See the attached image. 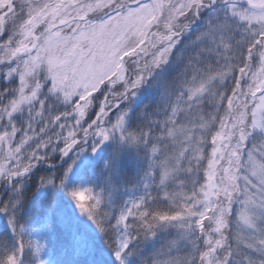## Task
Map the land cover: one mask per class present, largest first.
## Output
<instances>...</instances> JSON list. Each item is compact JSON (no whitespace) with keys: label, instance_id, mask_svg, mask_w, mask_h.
<instances>
[{"label":"snow or ice","instance_id":"snow-or-ice-1","mask_svg":"<svg viewBox=\"0 0 264 264\" xmlns=\"http://www.w3.org/2000/svg\"><path fill=\"white\" fill-rule=\"evenodd\" d=\"M136 3L133 9L121 0L83 5L79 0H0V37L26 15L0 44V79L7 85L0 90V216L8 225V236L0 235V264H50L44 259L51 243L47 228L46 243L31 238L22 222L23 197L37 168L55 167L41 149L61 142L63 147L50 150L59 151L61 165L67 167L59 176L40 177L37 192L42 198L49 190L65 197L77 217L90 221L100 233L114 234L108 264H135L134 241L140 233L155 239L159 230L168 227L180 229L192 241L194 251L184 264H237V259L240 264H264V0ZM90 12L104 14L89 20ZM189 13L204 23L206 31L197 41L206 46L173 80V91H165L160 104L163 121L150 120L133 130L134 110L121 105L138 100L137 90L165 71L172 50L184 32L192 30L191 20L180 22ZM61 25L71 28V33ZM148 48L156 49L150 64L134 78L126 77L125 57L147 53ZM205 52L210 59L215 54L218 67L200 59ZM256 58L258 68L253 72ZM237 72L240 80L229 94L224 82ZM245 76L251 80L246 92L241 89ZM120 81L123 92L101 93L103 100L95 105L98 112L85 126L87 110L98 99L95 94L106 82L114 88ZM208 103L214 114L206 117L203 109ZM225 104L226 108L220 107ZM113 114L115 122L110 119ZM69 117L75 127L68 128L67 136L55 133V140L53 135L41 138L40 133L54 127L63 132ZM154 129L159 130L155 137ZM168 138L180 145L174 154L164 151ZM208 144L213 147L207 179L197 190L200 161ZM141 152L148 169L141 178L145 193L121 205L118 216H109L106 209L111 211L115 202L111 180L119 178L130 160L139 161ZM181 173L192 177L190 194L183 191L187 185ZM100 177H107L103 187ZM157 177L163 199L171 202L167 209L150 203L156 198L149 187ZM174 182L179 191L169 193ZM237 204L239 211L234 213ZM233 215L237 230L248 234L245 247L257 257L245 253L241 258V251L229 243Z\"/></svg>","mask_w":264,"mask_h":264},{"label":"trees","instance_id":"trees-1","mask_svg":"<svg viewBox=\"0 0 264 264\" xmlns=\"http://www.w3.org/2000/svg\"><path fill=\"white\" fill-rule=\"evenodd\" d=\"M175 1V0H173ZM53 2H57V0H53ZM95 0H85L83 3L89 4L94 3ZM126 4L136 2V0H124ZM65 3H71V0H65ZM72 12V9H69ZM108 9H105L104 12H107ZM98 13L103 12H90L88 13L89 17L97 16ZM73 15L75 13L73 12ZM24 14H22L16 21V25L9 26L7 28L6 35L4 37H0V44L4 43L7 38H9L12 34L13 27L18 26V22L24 18ZM192 17V14L189 13L185 19ZM206 19V17H205ZM69 20H71V16H69ZM192 21L195 18H191ZM189 20V21H190ZM79 20H77L78 22ZM188 21V23H189ZM81 22V21H79ZM182 22V20H181ZM193 24V23H192ZM60 27L67 28L63 25ZM43 28L41 25L40 29ZM163 31V29H161ZM202 31H206L204 23L194 24L192 30L185 31L182 38H180V43L176 46L175 49L172 50L171 56L169 58V63L164 66L165 71L161 73L160 77L157 79H153L145 85L144 88L138 89L143 90L141 92V99L135 103L134 101H126L125 104L121 105V108L127 106V104L133 106L134 116L135 119L133 121V130L136 129L137 126H147L149 123V119H139V111L143 107L142 105L148 106L149 111L152 113H163L162 109L160 108L162 97L167 90L168 92H172V82L175 78L180 76V74L185 70V68L189 65L191 58L197 55V52H200L201 48H204L206 45L203 43H199L197 41V37L200 35ZM199 45V46H197ZM163 45H160L162 47ZM156 49L148 48L147 53H141L138 58H129L127 61V76L134 78V74L141 70V68L146 64H150L152 60V53L155 52ZM0 55H3V52H0ZM136 57V56H135ZM143 57V59H141ZM207 57L210 59L209 54L207 52L204 53L200 59ZM137 61V63H133L132 60ZM211 60L213 62L214 67H218L216 64V57L213 53L211 56ZM253 69L252 71L255 72L258 68V58L254 59L253 61ZM154 70V69H153ZM240 80V76L237 73L234 74L233 78L226 80L224 83L227 85V91L230 94L231 90L234 87L235 81ZM251 83V80L248 76H245L243 80H241V89L243 91H247L248 85ZM123 84L122 82L116 85V89L121 87ZM7 87L2 79H0V90ZM13 88L16 87V84L12 85ZM225 89H221L224 91ZM106 93V91H105ZM103 93V94H105ZM103 99V95H101V100ZM99 102V103H100ZM135 103V104H134ZM141 103V104H140ZM247 103L251 104L252 99L249 97ZM221 108H226L225 105H220ZM98 112V107H96L93 112L88 116L85 120V125L89 123L94 117L95 114ZM204 115L207 117L210 114H214V110L211 106V103H208L206 107L203 109ZM220 116L223 115V112L219 113ZM183 117V116H182ZM110 119L115 122V114L110 117ZM218 128V126H215ZM158 133L157 129H154V137ZM78 135H82V132L78 129ZM20 136V133L17 134V137ZM65 136V135H64ZM169 140V139H167ZM63 142L60 144H51L49 145L48 149H41V153L47 152L49 160L48 162H54L59 160L61 153L59 151L53 153L50 149L52 147L61 148L63 147ZM178 146H170L172 149H178ZM213 146L208 144L204 147L205 151V159L200 161V170L201 176L206 175L207 170V156ZM169 154V153H166ZM140 159L139 161L133 162L130 160L126 165L123 172L119 173V178L113 177L111 180L110 188L113 189L112 199L115 201L111 205V211H108L109 216H113L118 214L121 205L123 204V188H130L132 187L139 179L142 177L143 173L146 170V165L143 163L145 159V153L141 152L139 154ZM70 163V161H69ZM225 162L222 161L221 165ZM67 165H57L55 167L49 168L47 165L43 167L37 168L35 174L33 175L32 179L28 182L25 190H24V208L26 211L22 213V222L24 223L26 231L30 232L34 227H36L40 222L43 216L49 211L53 210L54 218H53V227H54V239L52 241V248H53V256L56 261V264H108V261L111 259L109 256V252L111 251L112 239L111 237L114 235L113 233H108L107 235L100 233L95 226L91 227L83 217H77L74 210L70 207L67 199L65 197H57L54 192L48 191L47 200L45 203H42L39 198V193L37 189L39 187V178L40 177H49V176H59ZM100 173V166L96 167V174ZM183 179L190 180L192 179L191 176H185L183 173L180 174ZM200 176V175H199ZM203 178V177H201ZM107 177H100V185L101 187L104 186V181ZM159 177L157 180L156 187L152 190L151 196L155 197V201H150V203L158 208V209H167L171 202L165 201L163 199V190L158 188ZM177 183L174 182L171 184V187L167 189L169 193H173L175 191H179L177 188ZM187 187L183 189L184 192H188L190 194L192 187L186 181ZM197 190L198 187L196 186ZM9 196L12 195L11 192L8 193ZM8 197L4 198V202L6 203ZM66 209L69 211L67 215H61L60 210ZM236 208H234L235 211ZM71 221L69 222V217H71ZM114 222V221H113ZM206 226L207 221L205 222ZM83 225L88 231L89 236V247L85 254L76 255L73 249V230ZM0 235L7 237L8 236V225L7 220L3 216L2 220L0 221ZM229 235V243L234 249H238L241 251V258L247 252L241 245L237 244L234 239L235 235V228L234 226L230 227L228 232ZM135 247L133 251L134 255V262L135 264H184L186 258L190 259L191 254L194 251L192 241L185 239L184 235L182 234L181 230L176 227H168L163 230H159L157 232V236L155 239H152L150 236L148 239L144 238L143 233H140V239L134 241ZM252 256V255H250ZM253 257V256H252ZM257 257V256H256ZM255 258V257H253ZM237 264H240V259H237Z\"/></svg>","mask_w":264,"mask_h":264},{"label":"rangeland","instance_id":"rangeland-1","mask_svg":"<svg viewBox=\"0 0 264 264\" xmlns=\"http://www.w3.org/2000/svg\"><path fill=\"white\" fill-rule=\"evenodd\" d=\"M83 1H85V0H79V5H83V4H86V3H83ZM121 2L122 3H124V4H126V2H124V0H121ZM143 2H145V1H142L141 3H143ZM178 2H180V0H175V1H173V3H178ZM127 5L129 6V7H131V8H133V9H135V8H137L138 7V5L137 4H135V5H133V4H131V3H127ZM108 10H110V9H108ZM113 15H115V13H113ZM98 16H103V14L102 13H98L97 14V16H94V17H89L88 16V19L89 20H94L96 17H98ZM192 17H190V18H187V19H185L184 17H181L180 18V22H181V20H182V22L181 23H188V21L191 19ZM24 19H26V15L24 16V18L23 19H21L19 22H18V25L19 24H21L22 22H23V20ZM78 23H80L81 24V27H83V22L81 21V22H79L78 21ZM37 32H39V30H37ZM65 33H68V34H70L71 33V28H65ZM62 34H64V33H62ZM197 53H199V52H197ZM141 54V53H140ZM139 54V55H140ZM139 56H136V57H134V58H138ZM201 60H203L204 61V63L206 64V63H209V62H211L212 64H213V62H212V60L211 59H209V58H207V57H204V58H202ZM202 67H203V65H201ZM128 67V66H127ZM122 84H123V81H122ZM109 88V84L106 82V84L101 88V92H99V93H96L95 95H96V97L98 98V99H95L94 100V107H92V108H90V109H88L87 110V117H86V119L88 118V116L93 112V110L96 108L95 107V105H98L99 104V102H100V100H101V93H105V91H106V89H108ZM123 90H124V87H123V85L121 86V87H119V88H117L116 89V86L113 88V90H112V93H120V92H123ZM138 92H143V90H137ZM261 95H262V93H260ZM142 96V95H141ZM141 96H140V98L138 99V100H135L134 102L135 103H137L140 99H141ZM110 99H111V96H110ZM257 103L259 102L258 100L256 101ZM134 103V104H135ZM141 104V103H140ZM127 106L128 107H130V105L129 104H127ZM131 108H133V106H131ZM65 110H68V109H65ZM141 117H144V116H147V118L149 119V120H160V121H163V119H164V114L163 113H161V114H159V113H149L148 112V109H147V107H143V108H141ZM85 119V120H86ZM64 123H65V125H66V127H65V129L63 130V132H61V130L58 128V127H54V128H52L48 133H40V125H37L36 126V132L37 133H40V135H41V138H43V139H45V140H47V138H48V135H53V137H54V140H55V133H60L61 135H65V136H67V132H68V128L69 127H75V125H74V122H73V120H72V118L71 117H69V119L68 120H66V121H64ZM84 125H85V121H84ZM158 130V129H157ZM29 131H31V130H29ZM159 131V130H158ZM19 138V137H18ZM169 140H166L165 141V143L167 144V148H164V145L162 144V145H160L162 148H164V151H165V153H169V154H174L175 152H177L178 150H179V148L178 149H172L171 150V148H170V146H178V144L176 143L175 145H173V144H170V142H173V140H172V138H168ZM204 157H205V151H204ZM190 158V157H189ZM209 158H211V152H209L208 153V159ZM222 162V161H221ZM221 162H220V164H221ZM60 164V163H59ZM225 164V163H224ZM223 164V165H224ZM10 167H11V165H9ZM56 166V165H55ZM186 166V165H185ZM147 170L148 169H146V172H147ZM201 170H200V168H199V171H198V176H197V179H198V183H197V187L199 188V186L200 185H202V184H204L205 182H206V179H207V176L206 175H202L201 176ZM200 175V176H199ZM201 177H203V178H201ZM157 179H158V177L156 178V181H157ZM186 181L190 184V186L192 187V185H191V181L190 180H187L186 179ZM156 184V183H155ZM155 184L154 185H150V187H149V191L151 190V189H153L154 188V186H155ZM144 193H145V190H144V188L141 186V180L137 183V185L134 187V188H132V189H130V190H127V191H123V194L126 196V201L127 200H129L130 198H133V197H136V196H140V195H144ZM42 198V197H41ZM43 199H45V197H43ZM234 208H236L235 209V211H234V213H238V211H239V205L237 204V205H235L234 206ZM68 214H69V211L67 212ZM60 214H62L63 215V211H61L60 212ZM2 218H3V216H0V221L2 220ZM71 218H72V215H71V217H69V222L71 221ZM85 220V219H84ZM50 221H51V215H49V216H47L46 217V219H45V221H44V223L42 224V225H40L38 228H36V229H34L31 233H32V239L35 241V240H39V241H41V243H46V241H45V228H47V234H48V238L51 240V236H52V228H51V226H50ZM86 221V220H85ZM91 227H93L94 225L90 222V221H86ZM236 222H237V216L236 215H233V217H231V227L232 226H234V228H235V235H234V239H235V242L237 243V244H239V245H241L247 252V254L248 255H252L253 257H256V256H258L259 254L258 253H255L252 249H248V248H246L245 247V244H246V242L248 241V234H247V232L246 231H238L237 230V227H236ZM207 224H208V222H207ZM79 229H80V232H82V234L77 238V242H78V249L80 250L81 248H84L86 245H87V243H86V234H87V231L85 230V229H82L81 227H78ZM78 231V229H76L75 230V233ZM46 251H47V255H45L44 256V259H46V260H48L49 262H50V264H55L54 263V261L51 259V250L49 249V246L47 247V249H46Z\"/></svg>","mask_w":264,"mask_h":264}]
</instances>
